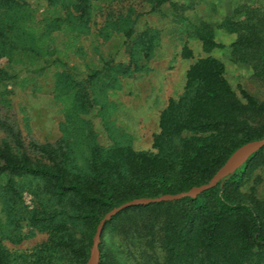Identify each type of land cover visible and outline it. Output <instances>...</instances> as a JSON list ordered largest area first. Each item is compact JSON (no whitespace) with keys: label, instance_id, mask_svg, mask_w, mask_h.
Listing matches in <instances>:
<instances>
[{"label":"trees","instance_id":"obj_1","mask_svg":"<svg viewBox=\"0 0 264 264\" xmlns=\"http://www.w3.org/2000/svg\"><path fill=\"white\" fill-rule=\"evenodd\" d=\"M48 1L54 5L66 0ZM70 1L81 10L75 27L81 21L84 25L88 0ZM166 1L149 0L151 11L160 12ZM16 3L0 0V9L5 8L0 12V50L13 26L5 16L6 7ZM171 4L177 7L176 2ZM193 4L188 0L179 6L186 10ZM179 17L187 22L186 35L199 40L205 52L219 46L216 27L235 32L233 61L250 64L253 73L264 79V11L253 12L245 20L225 17L219 23H196ZM131 30L132 26L128 34ZM141 35L153 36L148 31ZM143 46L147 57L149 40ZM11 77L8 72H0V83ZM71 86L77 87V107L85 108V85L71 81ZM243 98L224 77L221 60L211 55L198 58L186 72L183 93L171 99L161 113L155 138L157 152L132 153L129 148L116 147L103 153L105 149L90 145L89 170L82 174L65 167V141L58 147L38 144L53 164L33 163L22 149L19 132L0 120V130L7 132L0 140V231L12 242L23 239V222L28 228L52 233L42 245L22 252L8 250L0 237V264H84L99 221L113 207L134 198L175 194L206 183L236 148L264 136V124L255 125L264 105L245 92ZM262 165L264 147L196 197L120 211L103 229L99 264L106 263L109 256L102 251L107 229L118 232L119 243L124 242L121 253L130 261L138 260L137 264H264V194L258 191L261 179L255 175ZM24 192L30 195V203L23 199ZM53 201L64 207L55 208L50 204ZM80 221L91 228L82 238L69 224ZM158 249L163 250L162 260Z\"/></svg>","mask_w":264,"mask_h":264},{"label":"rangeland","instance_id":"obj_2","mask_svg":"<svg viewBox=\"0 0 264 264\" xmlns=\"http://www.w3.org/2000/svg\"><path fill=\"white\" fill-rule=\"evenodd\" d=\"M16 2L5 11L13 26L0 50V72L12 77L0 83V120L19 132L22 149L33 163L52 165L51 157L42 154L37 145L58 147L64 141V165L76 174L89 170L90 145L105 149L103 153L116 147L129 148L132 153H156L161 113L171 99L183 93L190 65L204 56L221 60L224 77L239 98L244 100L245 92L264 105V79L253 73L250 64L232 59L236 33L216 27L219 46L205 52L199 40L186 35L187 22L179 17L196 23H219L225 17L245 20L253 12L264 11V0H193L192 8L186 10L179 5L188 0H167L160 12L151 11L149 0H88L85 24L81 21L78 27L74 21L81 10L74 1L54 5L48 0ZM4 9L2 6L0 12ZM109 21L112 25L108 26ZM142 31L153 36H142ZM148 40L146 57L142 49ZM91 74L94 76L89 79ZM65 77L85 85V108L77 107V87ZM260 124H264V113L255 122ZM6 136L7 132L0 130V140ZM255 175L261 179L258 191L264 194L263 165ZM23 199L30 203L27 192ZM50 204L64 207L55 201ZM69 224L80 238L91 230L83 221ZM21 228L20 242L10 241L0 231L11 252L31 251L52 234L28 228L24 222ZM119 240L117 231L107 229L102 251L109 256L104 264H137L138 260L130 261L121 253L124 242ZM157 254L162 260L163 250L158 249Z\"/></svg>","mask_w":264,"mask_h":264},{"label":"water","instance_id":"obj_3","mask_svg":"<svg viewBox=\"0 0 264 264\" xmlns=\"http://www.w3.org/2000/svg\"><path fill=\"white\" fill-rule=\"evenodd\" d=\"M264 147V136L260 139L248 141L238 148H236L226 161L219 167V169L212 175V177L203 184L193 186L187 191H182L175 194H162L156 197H139L126 201L116 207L109 210L99 221L95 233L92 238V246L90 249V255L85 264H98L99 261V244L101 241V235L103 229L108 221L112 219L114 215L120 211L137 205H147L150 203L175 201L183 197H196L203 191L213 188L220 180L227 175L232 174L238 165H240L247 157Z\"/></svg>","mask_w":264,"mask_h":264}]
</instances>
